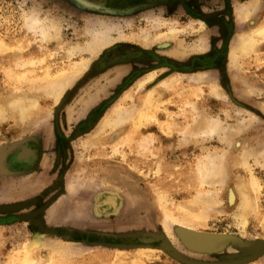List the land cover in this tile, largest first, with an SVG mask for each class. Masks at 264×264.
<instances>
[{"label":"rangeland","instance_id":"1","mask_svg":"<svg viewBox=\"0 0 264 264\" xmlns=\"http://www.w3.org/2000/svg\"><path fill=\"white\" fill-rule=\"evenodd\" d=\"M263 23L264 0H0V103L36 101L0 121V264H17L38 236L28 264H264V41L231 57ZM94 33L110 43L93 56ZM82 59L55 104V76ZM109 119L115 127L102 129ZM238 142L252 178L234 164ZM220 156L218 180L199 184V165ZM238 179L257 185L244 225L227 203ZM213 195V208L177 209Z\"/></svg>","mask_w":264,"mask_h":264},{"label":"bare ground","instance_id":"2","mask_svg":"<svg viewBox=\"0 0 264 264\" xmlns=\"http://www.w3.org/2000/svg\"><path fill=\"white\" fill-rule=\"evenodd\" d=\"M245 12L247 13V11H245ZM36 16H34V17L36 18ZM32 17L31 18L28 17L27 20L25 19L26 20V22L24 23L25 26H27L28 29L31 30V32L33 31L34 33L39 34L41 36L42 40H49L50 38H52L51 34L47 33L46 27L42 26V23L44 22V20H43V22L39 23L38 20H36L35 18H32ZM52 29L54 30L53 27H52ZM170 32L172 33V35L176 34V31L174 29H171ZM92 40L93 41H92L91 45L89 46V49H86V50L89 51L88 53H91L93 56L98 54L99 50H101L103 47H105L106 45H108L110 43L108 40V37H105V35H104V37L102 35H95V33L93 34ZM263 41H264V23L262 25H260L258 28H255L252 31H250V33H248L246 35H242L240 37L237 46L231 50V57L234 60L239 55L246 56V55L254 52L258 48V45ZM0 47H1V44H0ZM77 50H78L77 48H72L68 52L71 55L74 52L76 53ZM81 52H83V51H80V53ZM91 54H89V55H91ZM68 56H69V54H68ZM36 61L37 60H35L34 58H32L30 60H26V61L18 59L16 61V66L19 67V69H21V68L27 69L28 67L34 66ZM85 62L86 61L82 59L80 62H77V63H74L73 65H71V67L67 71L65 70L64 72L59 73L58 75L55 76L54 79H62V77H63V79H62L63 81L56 83V88L49 87V95H51L55 104L59 101L60 97L62 96V94L66 88L67 83L72 78L76 77L77 75L81 74V72H83V70L85 69V66H86ZM44 72L46 73V77H47L48 76V69H46ZM29 75H30V73H29ZM8 76L10 78L12 76V73H8ZM23 77L24 76H20V74H18V78H23ZM13 78H15V77L13 76ZM201 78L202 77L199 76L198 80H200ZM153 80H154V72L148 73L143 78H141V80L136 82V88L138 90L142 89L146 84L151 83ZM210 87H211V92L215 96H218V94L220 96L222 95V94H220V92L219 93L217 92L218 90L214 86H212V84ZM220 96H218V97L220 98ZM27 101L30 102V105L25 107V108L22 107L23 102L19 98H18V100L12 99L9 101L7 100L5 102H1L0 103V121L5 119L4 115L6 116L7 112L14 110V109H20L21 118H23L25 113H27L28 111H30L32 108H34L36 106L35 99L34 100H27ZM147 103H149V100L147 101ZM112 112L114 114V117H118L119 114L122 113L121 106H117L114 109V111H112ZM9 114L11 115V113H9ZM115 120L116 119H114V120L109 119V120L102 121L101 128L103 129L104 127H109V128L115 127ZM143 120H145V121H143ZM215 121L217 122V120H215ZM203 122H205V121H203ZM146 123H148L147 117H142V116L139 117L138 120L135 121L134 124L131 126L133 129V132L136 134L138 132V130L143 125H145ZM207 124H208L207 127H209L210 132L219 133L221 131V128L218 125V123L216 124L213 121L212 122L209 121V122H207ZM229 133L232 134L231 131ZM229 133H224V135L227 134L226 136H228ZM233 134L235 135V133H233ZM229 136H231V135H229ZM220 140H221V138H220ZM239 144H240L239 142L236 143V151L239 149L240 153H239V155H237L238 157H237L236 161L234 158V164L236 166L240 167L241 169L245 170V172H248L250 175V178H252L251 173H250L251 169L248 166L249 164L247 163V160L251 156V153L246 152V150L244 149L245 148L244 146L237 148L239 146ZM253 149H255V148H253ZM26 155H23V156H26ZM219 158H221V156L216 158V159H213V161L208 162V165H209L208 167L206 165H204V163H201L199 165V167H198L199 172L201 173L203 171L204 172L206 171V173H207L205 178L199 179V184L213 183V182H216L218 180V178H215V177L220 175L221 167L220 166L216 167L215 165L218 164V162L216 163V161ZM256 190H257V185L253 179H249L248 181H243L241 179H238V182L235 184L234 189L228 190L227 203L230 206L234 205L236 207L237 218L240 220L242 225H244L246 223V216L249 215V213L254 209V205H253V202L251 199V193L250 192H255ZM215 198H214V195L211 198L197 197L195 200L189 202L187 205H179L177 207V209L181 210L182 212H193V211H195V209L193 210V207L195 206V204H198L199 206H202V207L203 206H205V207L212 206V208H213V205L216 204V202L214 200ZM168 215L165 214V217H166L165 218V225L166 226L168 225L167 224ZM30 219H31V217H30ZM168 230H169V228L167 227V233L169 232ZM39 237L40 236H38L37 240L34 239L35 241L31 245L24 246V249L21 252L22 257L19 258L20 260L18 261L17 264H21V263L22 264H28L31 261H34L35 263L38 262L37 260H35L33 258V256H36L37 249H39L42 246L41 245L42 241L39 240ZM57 257H58V255L55 256L56 259H57Z\"/></svg>","mask_w":264,"mask_h":264},{"label":"water","instance_id":"3","mask_svg":"<svg viewBox=\"0 0 264 264\" xmlns=\"http://www.w3.org/2000/svg\"><path fill=\"white\" fill-rule=\"evenodd\" d=\"M3 221V219L0 218V223ZM190 244L193 246L199 247V248H213L219 244L218 240H213L209 238L204 237H191L189 238Z\"/></svg>","mask_w":264,"mask_h":264}]
</instances>
